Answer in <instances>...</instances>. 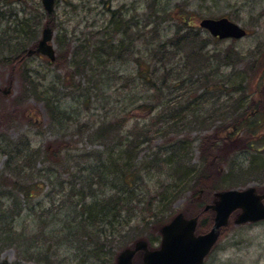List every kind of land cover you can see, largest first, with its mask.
Segmentation results:
<instances>
[{"label":"rangeland","instance_id":"1","mask_svg":"<svg viewBox=\"0 0 264 264\" xmlns=\"http://www.w3.org/2000/svg\"><path fill=\"white\" fill-rule=\"evenodd\" d=\"M69 2L75 7L70 8ZM154 3L153 7L152 0H57L53 11L55 16L43 20L44 27L37 35L38 42L46 24H50L53 32L52 45L56 56L53 63L40 54L32 56L24 54V61L12 63L13 56L23 48L19 41L14 39L15 37L11 39L9 48L0 47V212L2 213L0 214V234L3 236L4 231L10 230L13 232L10 233L11 237L16 236L17 230H25L27 235L17 240L20 245H23V250L30 253L31 258L35 251L33 247L28 246L29 243H33V240L28 239L30 237L28 232L34 228L42 229L47 224L49 227H56L60 223L58 220H62V217L66 218L68 210L73 209V203H87L79 199V196H71L68 198L69 202L64 203L63 195L73 185H75L76 193L85 186L87 182L83 176H87L94 162L95 165L99 161L106 164L103 169H95V172L97 174L102 170L106 171L103 176L108 175L107 182L116 185L114 191L119 197L123 199L131 197L127 204V212L123 211L119 221L114 220V226L119 227V230L122 228L120 234L126 238L124 248H128L138 240L149 241L155 247L160 245L158 230L156 231L151 224L143 223L142 220L154 222L151 221L152 217L146 219L149 214H145L146 205L156 209L162 200L161 194L164 195L165 200L175 197L171 198L172 202L163 214L165 224L180 213L187 215L186 219L192 216L198 219L194 212H200L199 219L204 229L201 230L198 225L197 229L200 230L196 231L197 234L205 233L210 229L211 212L204 213V207L216 201L218 193L254 187L259 195L264 194V127L249 133L245 129L238 132L233 128H227L229 122L225 120L221 122L223 125H220L223 117L235 114H244L241 118L246 117V119L253 118L257 113L258 118L264 117V89L260 87L262 80L252 79L247 90L252 97L251 108L247 110H242L240 103L231 109V104L238 99V94H235L236 97L232 100L227 99L228 95H222L220 98L209 95L196 101L197 93L201 91V88L198 89L196 96L191 100L193 104L184 111L186 117L182 122L179 121V125L170 129L169 126L163 125L165 122L157 123V120L153 118L158 115L161 117L165 110L164 105L171 106L174 100H168L167 94L154 96L147 93L146 89L140 86L142 83L140 73L138 74V69L141 68H138L139 62H143V65L147 62L150 67L161 73L167 67L176 68L180 65L177 58L172 59L176 54L165 64L157 62L158 56L148 54L157 40H164L166 36L171 35L173 24L170 18L177 17V13L174 12L177 6L188 12L186 17L190 19V22L194 20L193 25L196 27H198V20L203 18L227 17L248 32L246 37L237 41L216 42L206 31L199 28L200 36L208 40L205 49L207 52L223 53L226 48L232 46L239 52L243 61L248 60L250 55L257 57L262 55L264 59V0H155ZM107 9L119 10L122 13L127 11L128 14H133L141 25H144V20L149 19L148 14H153L155 10H165L169 21L160 15V20L165 23L160 26L162 30L160 29L159 35L150 36L146 31H142L141 39L134 42L132 54L125 56L126 61L114 58L116 61L102 63V60L94 58L87 61V68H91L90 73L85 75L79 72L72 78L75 67L78 65L72 59L75 55L76 43L85 42L90 34H95L99 27L105 24L109 18ZM31 12L36 14L44 12L41 0H0V40L6 39L5 35L2 36L3 32L11 38V29L15 28L16 20L29 16L28 13L31 14ZM15 13L17 17H14ZM180 16L183 17L182 14ZM24 48L27 52L30 47ZM8 49L14 53L9 54ZM88 54L91 55V52ZM178 58L180 59L181 55ZM237 66L235 70L220 67L223 75L219 78L220 82L228 74L231 84L237 85L244 81L246 76L243 72L244 68L240 63ZM260 73L262 74L261 70ZM176 87L181 91L177 85ZM177 96L180 100L184 98V96ZM42 97L52 103L57 112L52 115L57 118L54 123H50L51 118L45 111V102L41 99ZM86 97H89V100ZM145 102H152L155 112L152 110L146 115L141 108ZM176 105L174 109L177 108ZM127 112H133L135 117L125 118ZM248 114L251 117L245 116ZM220 115L222 118L219 117ZM207 116L210 117L204 119ZM121 119L123 124L120 126ZM108 123L117 128L111 132L109 141L93 138L92 132L100 126L104 128ZM140 124L142 129L147 130L148 137H146L147 141L139 147L136 161L149 163L146 171L135 183L136 187H133V190L131 188L130 192L117 183L119 174H115L116 167L108 166L110 161L117 163L116 154L121 149L119 143L122 141L126 145L130 140L129 137H137L140 132L135 133L133 130L134 126H137L138 130L141 129ZM181 124L183 127H180ZM219 126L222 127L218 129ZM215 130L218 131L215 132ZM212 135L217 144L211 145L216 147L217 155L209 156L212 161L208 162H212L216 167L209 170L212 174L210 182L212 185L203 187L200 191L193 187L198 173H202L205 168L204 159H200L202 156L199 148L200 139L202 137L210 139ZM225 138L229 142L224 143ZM179 139H184L185 144H174ZM7 144L20 148L13 154L9 166L18 167L21 177L15 176L11 168L6 167L8 156L4 155L3 151ZM26 144L41 148L40 152L44 155L57 150L63 151L66 146L69 150L67 154L73 157H69V162L64 165L61 162L50 164L45 156H39L31 172L23 164L22 154L25 152ZM103 144H109V148L117 147L110 151L108 147L104 148ZM96 152L101 154L98 162L93 157L100 155H96ZM108 152L111 154L107 156ZM134 153L136 152L133 151L132 154ZM177 153L179 156L175 159ZM214 153L215 149L211 154ZM132 154L129 151V158ZM87 155L90 157H85ZM106 158L108 159L105 163ZM49 159L57 160L52 159L51 155ZM111 169L114 170L115 175L109 176ZM75 171L79 175L72 177V172ZM15 182L29 186L28 194L32 193L34 196L28 198L25 207L27 210L21 214L24 218L15 216L2 218L4 211L11 207L12 199L15 198L16 191L11 186ZM172 183L175 185L172 186ZM176 187L180 188L179 194L175 193ZM106 190L100 194L96 193V197L93 198L94 205L96 201L104 203L107 195H113ZM140 198L143 204L139 203L141 205L137 206L136 200ZM263 199L261 203L264 205ZM33 213H38L41 219L33 221ZM240 214L241 210L235 212L229 219L228 225L219 231L215 246L204 264H264V221L237 224L236 220ZM109 215L106 217L108 221L112 219V214ZM111 228L112 226L109 225L101 228L104 231L101 232L102 237L99 241L103 242L105 238L111 237ZM10 237L7 241L11 239ZM74 237H77V234H74ZM80 240H83V237ZM55 241L56 239L53 240ZM13 244L9 242L0 246V264H38L34 259H25L22 254L19 255ZM118 247L119 243L114 241L109 250L114 252ZM90 249L88 246L81 250L77 244L71 249L64 248V251L59 252L60 264H82V260H84L83 264H107L111 258L110 254L104 251V254H100V261L94 260ZM121 249L123 248L119 247L115 252L114 262ZM143 255L144 251L136 255L139 263Z\"/></svg>","mask_w":264,"mask_h":264},{"label":"trees","instance_id":"2","mask_svg":"<svg viewBox=\"0 0 264 264\" xmlns=\"http://www.w3.org/2000/svg\"><path fill=\"white\" fill-rule=\"evenodd\" d=\"M152 2L154 7L155 0H152ZM68 6L70 8L75 7L70 2L68 3ZM179 7L180 6H177L176 10H174V12L177 13V17L170 18V21L173 24L171 35L166 36L167 38H165L164 40H157L156 45H154L153 49L150 50L148 54L152 53L154 56H158L159 60H157V62L164 64L167 63L172 58V56L176 54L172 59L177 58L178 61H180V65H178L176 68L167 67V69L162 70V73L154 70L149 66L147 62H145V65H143V62H139L138 66V68L141 67L138 69V74L140 73L139 77L142 83L140 84V86L142 89L145 88L147 93H150L154 96H164L165 94H167L169 95L168 100H174V103L171 106L167 104L164 105L165 110L162 114L159 113L161 114V117H159L160 115H158L156 118H153V120H157V123L161 121L165 122L163 125L169 126L170 129L179 125V121L182 122V120L186 117L184 111H186L187 108H189V106L193 104L191 100L194 98V96H196V92L200 88L201 91L197 93L196 101L209 95H215L216 98H220V96L222 95H228L229 98L227 99L232 100L236 97L235 94H238V99H235L233 101V103L231 104V109H233L235 106H238L239 103L241 104L240 107L242 110L251 108L252 97L251 95H249V92L247 90L250 87L252 79L262 80L260 87L264 89V59L262 58V55H259L258 57L250 55L248 60L243 61L242 57H240L239 55V52H237V50H235V48H233L232 46L226 48L223 53L207 52L205 49L208 40L203 39L200 36L199 27L193 25L194 20L190 22V19L186 17L188 12H186L185 9H181ZM107 10L109 18L108 20H106L105 24L99 27L95 34H90L88 40L82 38L86 40L85 42L81 43L78 41L76 43V46L74 47L75 55H73L72 59L78 65L75 67L72 78L79 72L80 74L83 73L85 75L88 72L90 73L91 68H87V61L93 60L94 58L102 60V63L103 61H116L114 60V58H121V60L126 61L125 56H130L132 54L134 42L141 39V35L143 34L142 31H146L150 34V36L159 35V33L161 32L160 26L165 23L160 20V15H163L166 18L165 20L169 21V19L167 18L168 13H166L165 10H155L156 12L153 11V14H148L149 19L144 20V25H141L137 18L133 14H128L127 11L122 13L119 10ZM16 14L17 13L14 14V17H17ZM38 14L31 12V14L28 13L29 16H24L21 20H16L17 24H15V28L11 29V38L6 32H3L2 36L5 35L6 39H4V41L3 39L0 40V47L9 48L11 46L10 41L14 37V39L18 40L23 47L22 49H19L20 52L17 55L13 56L11 60L12 63H20L24 61V54H28V51L36 48L35 46H37V35L39 31H41V29L44 27L43 20H48L51 19L53 15L55 16L54 13L52 15H48L45 12ZM181 14L183 15V17L180 16ZM7 31L9 32V29ZM214 40L218 42V40ZM87 41H89L90 44ZM211 41H213V39H211ZM28 46L30 48H28ZM24 47L28 48L27 52ZM17 51L18 50H16V52ZM89 52H91V55L88 54ZM8 53L12 54L14 52L8 49ZM180 55L181 58L179 59L178 56ZM238 63L242 64V68L246 70L244 71L243 69V72L246 75H244L245 80L241 81L237 85L231 84L230 75L228 74L226 78L224 80H221L222 82H220L219 78L220 76H223L221 74L222 69L220 71V67H228L231 70H235L236 67H238ZM92 70L94 71V68H92ZM260 70L262 71V74L260 73ZM176 85L179 87V89H181L182 92L178 90ZM163 89H165L166 91L164 92ZM241 94L242 96H240ZM177 95L184 96V98L180 100ZM89 97H86V99L89 100ZM41 99L43 100V102H45L44 107L47 115H49L51 118L50 123H54L57 118H54L52 115L57 112L54 109L53 104L47 101L44 97H42ZM38 100L40 101L39 98ZM147 103L148 102H145V105L141 107L142 109H144L146 115L150 114L152 110L153 112H155V106L152 104V102L148 104ZM175 105L177 107L176 109H174ZM167 111L170 112L167 113ZM242 115L244 114H235L234 116H225L223 118L220 115L219 117L222 118L220 121V125H223L221 122L225 120L229 122V124H227V128H233L238 132L239 130L245 129L249 133L254 132L255 129H258L259 127H264V117L258 118V113L256 114V116L249 119H246V117L241 118ZM125 116V118H128L129 116L135 117L133 112H127ZM210 116H207L204 119L209 118ZM245 116L251 117L249 116V114ZM122 124L123 119H121L120 121V126ZM139 126H141L142 129V125L140 124ZM180 127H183V124H181ZM221 127L222 126H219L218 129H220ZM115 129H117L116 126H110L108 123L104 126V128L103 126H100L98 129H95L96 131L92 132V135L93 138L97 137L99 139H105L109 141V136L111 132L115 131ZM141 129L138 130L137 126H134L133 131L135 133L139 131L140 133L143 132V134L139 133L137 137L134 138L129 137L130 140L127 142L128 144L126 143V145H124L121 141L119 143V147H121V149L120 152L116 154L115 159L117 160V163H114V161H110L108 166L110 168L113 166L116 167L115 174H119L118 178L116 179L117 183H120V186L124 190H129L130 192L131 188L133 190V187H136L135 183L141 177L140 175H143V173L146 171V166L149 163L147 161H136L139 155V147L144 144L145 141H147L146 137H148L147 130H145V128H143L142 130ZM217 131L218 130H215V132ZM223 142L227 143L229 141L225 138ZM174 144H185V140L179 139ZM211 144H217V142H215V140L213 139V135L212 137H210V139L205 137H202L200 139L199 148L202 154V156H200V159H204L203 162H205V168L203 169L202 173H198V175L196 174L197 180L193 182V187H195L196 189H200V191L203 187L212 185L210 183L212 180V174L209 170L213 169L216 166H214L212 162L208 161H212L210 160L209 156H215L217 155V153L216 147L212 146ZM108 145L109 144H103L104 148H107ZM64 147L65 150L63 151L57 150L52 153H46L44 155L43 152H40L41 148L30 147L26 144L24 147L25 152L22 154L24 156L23 164L32 172L34 167L36 166L37 158L39 156H45L50 164H58V162H61L65 165L67 164V162H69V157L73 156H69L67 154L69 150L66 146ZM116 147L108 148L111 151L113 149L115 150ZM18 148L19 147L14 148L13 144H7L6 146H4L3 154L8 156V164H6V167H10V159L12 158L15 151L18 150ZM125 149L127 151H125ZM214 149L215 153L211 154ZM129 151L130 154H132L133 151H135L136 153L132 154L129 158ZM95 154L99 155L100 153L96 152ZM110 154L111 152H108L107 156ZM50 155L52 159L56 158L57 160L49 159ZM177 156H179L178 153L175 159L177 158ZM85 157L90 156L87 155ZM93 157L94 160L98 162L101 158V154L99 156ZM62 159H66V161L63 162ZM107 159L108 158H106L105 163ZM105 165L106 164L101 163V161H99L97 165H95L94 162V164L90 166L87 176H83V179H86L87 182H85V186L80 188L78 193H76L75 185H73L72 187H69L67 193H64L63 195L64 203L69 202L68 198L71 196H79V199L85 200L87 201V203H73V209L68 210V213L66 214L68 216L66 218L62 217V220H58L60 223L59 225H56V227H49V225L47 224L42 229L34 228L30 230L32 232L30 234V231L28 232V230L26 229L28 235L30 236L28 237V239H30V241L33 240V243L31 242L28 244V246L33 247L35 251L34 254L31 253L32 258L29 257L30 253L23 250V245H20L17 240L24 235H27L25 230H17V234H15L16 236L11 237L10 233H13L12 231H4V238H2L3 236H1L0 234V246H4L5 244L11 242L14 243L13 245L16 247L18 254H22L25 259H34V261L38 264H60L61 260L59 252L64 251V248H74V245L77 244L79 248H81V250L89 246V248H91L90 252L92 253L93 259L97 261L101 260L100 254H104V251H106V253H109L111 256L107 264H114L115 252L119 249V247L124 248L126 245L125 236L120 234L122 232V228H120V230L119 227L116 228L114 226V220L119 221L118 219L119 217H121V214H123V211L127 212V204L129 202V199L131 200V197L129 199H123L117 195L118 193L114 191L116 185L112 183L109 184V182H107L108 175L103 176L106 174V171L102 170L101 173L98 172L96 174L95 169H103ZM10 168L15 176H22L21 171L18 167ZM76 172L77 171L72 172V177L79 175V173ZM110 174L115 175L113 169H111V171L109 172V176ZM174 185L175 184L172 183V186ZM11 186L15 188V198L12 199L11 207L4 211L2 218L15 216L22 219L24 217H22L21 214L23 211L27 210L25 207L26 203L28 202V198H33L34 195L32 193L28 194L27 189H29V186L21 185L19 182H15ZM176 189L177 190L175 191V193L179 194L178 189L180 188L176 187ZM105 190L109 193H113V195H107L108 197L106 198V200H104V203H99L96 201L94 205L93 198L96 197V193L100 194V192H104ZM161 195L162 200L158 203L156 209L151 208L148 204L146 205L147 207L145 206L147 209L145 214L149 213L146 219L152 217L151 221L154 222L149 223L145 222V219L142 220L143 223L149 225L151 224V226H154V229H156V231L158 230V228L165 224L166 220L163 214L167 210L169 203L172 202L171 198H175L174 196H172L165 200L164 195ZM139 203L143 204V200L141 198L136 200L137 206L141 205H139ZM0 214L2 213L0 212ZM109 214H112V219L110 221L106 220V217L110 216ZM32 219H34L33 221H35L36 219L40 220L41 217L40 215L38 216V213H33ZM154 223L158 224L156 225ZM105 225L112 226L110 230L112 231V233L110 234L111 237L105 238L104 241L101 242L99 241L102 237L101 232L104 231V229L101 228ZM199 228L201 230L204 229V225L200 224ZM74 234H77V237H74ZM9 237L11 239L7 241ZM81 237H83V240H80ZM75 238L76 240H74ZM144 238L148 239L146 237ZM55 239L56 241L53 242V240ZM57 239L60 240L57 241ZM114 241L119 243V247L116 249V251L110 252V246ZM152 245L153 244L149 243V246ZM90 252L88 253L90 254ZM83 261L84 260L81 261L82 264Z\"/></svg>","mask_w":264,"mask_h":264},{"label":"water","instance_id":"3","mask_svg":"<svg viewBox=\"0 0 264 264\" xmlns=\"http://www.w3.org/2000/svg\"><path fill=\"white\" fill-rule=\"evenodd\" d=\"M44 10L52 14L54 0H41ZM199 26L218 39H241L246 31L227 18L203 19ZM52 41V31L47 27L42 32L35 51L29 54L41 53L50 61L54 60V50L49 42ZM263 195H257L254 188L244 190H227L217 194V200L207 205L205 210L215 213L214 224L211 230L200 236H195L197 219L186 220L181 214L160 228L161 243L156 250L148 251L143 241L135 244L133 249L120 251L116 264H133L134 255L144 251L140 264H202L204 257L218 238L219 230L226 226L229 216L236 210H241L236 223L258 222L264 220V206L261 200Z\"/></svg>","mask_w":264,"mask_h":264},{"label":"flooded vegetation","instance_id":"4","mask_svg":"<svg viewBox=\"0 0 264 264\" xmlns=\"http://www.w3.org/2000/svg\"><path fill=\"white\" fill-rule=\"evenodd\" d=\"M204 213H206V212H204ZM194 214H196L197 216H198V219H197V223L200 225V224H203V223H200L201 221H200V219H199V217H200V212H194ZM184 215V214H183ZM187 215H184V217H186ZM190 216V215H189ZM193 217V216H192ZM192 217H188V218H192ZM211 217H212V219H213V213H211ZM194 218V217H193ZM212 224H213V222H212ZM212 224H211V226H212ZM200 229H197L196 231H199ZM201 234H203V233H201ZM201 234H197L196 233V235H201Z\"/></svg>","mask_w":264,"mask_h":264}]
</instances>
